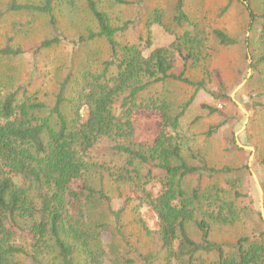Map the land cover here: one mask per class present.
I'll return each mask as SVG.
<instances>
[{"label":"trees","instance_id":"trees-1","mask_svg":"<svg viewBox=\"0 0 264 264\" xmlns=\"http://www.w3.org/2000/svg\"><path fill=\"white\" fill-rule=\"evenodd\" d=\"M78 2L4 0L0 22L9 14L45 16L50 36L39 43L38 50L50 49L66 41L55 8L65 5L74 10ZM100 2L84 0L95 29H88L71 43L78 46L103 39L108 57L99 72H87L76 80L72 99L67 98L74 81L70 71L51 105L30 95V80L0 98V264H105L101 234L108 225L90 220L83 207L91 204L103 207L119 235L121 217L128 207L137 217L140 210L153 214L156 248L146 254L134 250L137 263H133L264 264V233L239 238L229 254L210 237L212 224L232 225L239 219L234 201L226 195L234 191V196H239L236 189L240 180L227 178L222 187L203 183L237 169L212 167L198 153L191 157L193 163H188L181 153L179 122L195 94L206 90L204 81L185 77L200 62L196 50L202 48L197 34L193 36L196 25L185 12V0H176L172 21L193 31L175 35L172 42L155 48L151 40L144 46L116 42V33L130 25L133 28L134 23L113 27L100 10ZM117 2L141 10L147 0ZM254 19L259 54L250 67L252 75L264 80V14ZM146 27L148 31L164 27L161 10L154 11ZM212 35L220 46L236 44L220 29H214ZM23 53L20 47L8 44L0 48V58ZM177 63L181 65L179 74L173 72ZM168 80L194 89L174 115L165 100L144 97L152 86ZM201 108L210 115L219 112L211 105ZM141 122L154 123L156 130L137 139ZM222 125L210 127L206 135L215 134ZM104 177L127 187L116 207L105 191ZM189 179L193 183L187 188ZM138 223L145 226L141 219ZM189 224L199 234L198 239L189 234Z\"/></svg>","mask_w":264,"mask_h":264},{"label":"rangeland","instance_id":"rangeland-1","mask_svg":"<svg viewBox=\"0 0 264 264\" xmlns=\"http://www.w3.org/2000/svg\"><path fill=\"white\" fill-rule=\"evenodd\" d=\"M136 2L138 0H122ZM4 0H0V5ZM176 0H147L145 7L118 3L117 0H101L99 8L115 28L134 23L126 31L117 32L115 40L121 45L144 46L151 40L152 48L166 45L185 31H193L187 25L177 27L173 21ZM228 3L225 12H221ZM161 10L164 27H153L148 31L147 22L155 10ZM185 12L195 24L197 38L202 48L196 50L200 62L185 74L194 82L204 81L206 90L199 91L179 122L177 139L183 158L193 163L192 156L201 154L207 163L215 168L229 166L236 172L222 175L217 180H205L203 185L224 186L227 178H238L239 187L227 193L228 200L235 203L239 219L232 225L212 224L210 237L224 245L226 253L232 252V245L241 237L264 233V80L252 75L251 64L259 54L255 43L258 31L255 18L264 14V0H185ZM59 28L65 36V43L50 49L38 50L39 43L49 38L50 30L45 16L37 14H9L0 22V48L6 44L20 47L24 53L18 57L0 58V98L6 91H14L21 83L30 80L28 90L39 102L51 105L60 84L68 72L73 80L67 90L72 99L80 81L87 72H99L102 62L108 57L105 40H95L81 45L71 41L95 29V23L86 10L84 0H79L76 9L58 5L54 11ZM254 16V17H252ZM220 29L232 37L236 44L220 46L212 31ZM180 63L173 72L179 74ZM217 79L222 84L218 88ZM194 89L177 81H165L152 86L144 97L157 96L170 106L172 115L188 101ZM215 106L219 112L208 114L201 105ZM69 113V111H67ZM223 124L213 135L207 136L212 126ZM137 139L153 133L154 123L138 124ZM98 174H94L97 179ZM193 183L189 179L186 187ZM104 188L114 207L120 205V195L127 187L106 180ZM228 189V188H227ZM83 211L92 222L108 225L101 234V247L105 253V264H136L134 250L146 254L157 245V224L149 210H140L139 216L128 207L121 217L120 232L109 223V217L99 205H88ZM143 221L144 227L138 223ZM192 238L199 234L192 224L188 225ZM136 262V263H133Z\"/></svg>","mask_w":264,"mask_h":264}]
</instances>
